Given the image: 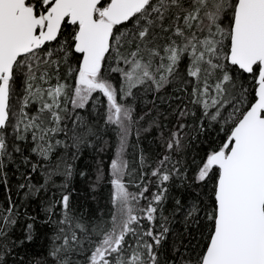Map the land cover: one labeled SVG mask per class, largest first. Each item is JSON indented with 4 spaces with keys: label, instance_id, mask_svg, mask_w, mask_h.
<instances>
[{
    "label": "snow or ice",
    "instance_id": "1",
    "mask_svg": "<svg viewBox=\"0 0 264 264\" xmlns=\"http://www.w3.org/2000/svg\"><path fill=\"white\" fill-rule=\"evenodd\" d=\"M0 264H264V0H0Z\"/></svg>",
    "mask_w": 264,
    "mask_h": 264
},
{
    "label": "trees",
    "instance_id": "2",
    "mask_svg": "<svg viewBox=\"0 0 264 264\" xmlns=\"http://www.w3.org/2000/svg\"><path fill=\"white\" fill-rule=\"evenodd\" d=\"M44 241L42 236L38 233L36 236V239L29 245V252L31 255H33L34 257H39L40 255H42L43 249H42V245H43Z\"/></svg>",
    "mask_w": 264,
    "mask_h": 264
}]
</instances>
